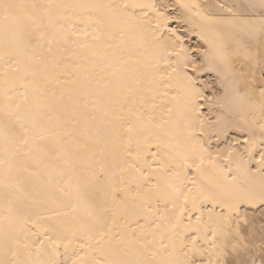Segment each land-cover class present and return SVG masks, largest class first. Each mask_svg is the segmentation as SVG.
<instances>
[{
  "label": "bare ground",
  "instance_id": "obj_1",
  "mask_svg": "<svg viewBox=\"0 0 264 264\" xmlns=\"http://www.w3.org/2000/svg\"><path fill=\"white\" fill-rule=\"evenodd\" d=\"M16 2L45 6L112 5V8L92 10L53 7L51 15L57 25L77 23L78 28L85 25L79 24L77 17L90 14L104 21V31L111 39L108 35L99 42L93 41L91 35L79 39L96 44L97 52L107 54L114 64L125 69V80L119 88L121 96L134 100L135 107H142L152 122L141 134L143 159L147 161L143 167L146 173L153 174L151 182L140 188L138 195L135 184L131 196L118 194L123 203L117 202L115 214L112 211L105 214L104 230L111 227L113 240L105 246L106 254L96 251L99 246L93 240L88 257L138 259L150 264L215 261L213 230L217 231V242L222 243L221 228L229 222L235 228L238 220H244L247 208L264 205L259 200L264 182V98L260 96L264 87L261 79L264 37L259 31L261 10L248 7L258 4V0ZM194 4L199 7L193 8ZM144 5L151 7H142ZM245 22L254 26V35L242 31ZM187 40L194 44H188ZM13 44L14 38L9 35L8 46ZM4 48L5 36L0 26V122L5 120L6 106L14 108L19 102L18 96L11 99L4 96L5 74L9 79L15 77L17 82L26 75L22 65L20 71L13 72L16 65L6 62ZM225 52L233 69L231 74L225 72L221 60ZM78 53L79 58L69 57L55 45L51 55L44 52L49 63L46 95L50 99L53 92L56 97L64 94L65 103L70 104L69 95L80 99L82 87L89 91L94 89L100 71L99 67L93 70L90 61L99 64L100 59L87 49ZM121 61L126 63L121 64ZM103 64L110 72L108 60ZM209 74L215 77L216 86L206 93ZM26 78L32 79L30 75ZM129 88L133 91L129 92ZM97 99L103 103L107 97L93 93L87 99L89 108ZM23 107L19 113L22 117ZM113 126L117 128L114 139L127 137L128 133L119 124ZM157 144L160 150L154 159L152 153L157 151ZM12 148L9 145L10 151ZM133 148L135 150V144ZM4 158V144L0 140V159ZM23 175L26 174L18 173L15 168L12 171V176ZM66 179L67 173L63 177L53 174L51 195H38L26 185L30 195L17 194L20 196L17 199L6 197V192L14 190L5 187V169L0 167V260L7 264H39L48 258L45 253L51 252L54 241L60 243L61 260L65 258L64 245L69 240L72 243L68 254L72 259L76 258L73 253L84 254L85 249H81L77 241L89 244L82 239V233L94 222L85 217L82 210L72 212L67 198L55 191ZM153 184L158 186L153 187ZM51 196H55L59 204L53 203ZM260 212L264 213L259 211V215ZM92 235L97 236L98 232L93 231ZM193 237H197L195 246ZM121 239L123 243H119ZM109 247L116 250L115 255L108 251Z\"/></svg>",
  "mask_w": 264,
  "mask_h": 264
},
{
  "label": "snow or ice",
  "instance_id": "obj_2",
  "mask_svg": "<svg viewBox=\"0 0 264 264\" xmlns=\"http://www.w3.org/2000/svg\"><path fill=\"white\" fill-rule=\"evenodd\" d=\"M53 7L65 10H92L113 6L88 4L45 6L19 3L16 0H0V26L5 36L3 55L6 62L16 65L12 69L13 72L20 71L22 65L26 74L18 82L15 77L9 79L5 74L4 96L7 99L13 96L19 97V102L14 108L11 105L6 106L5 120L0 122V140L3 141L5 154V158L0 159V167L5 169V187L14 190L6 192L5 195L6 197L14 196L17 199L20 198L17 194L29 196L30 192L26 185H30L38 195L45 193L51 195L53 174L63 177L67 173L68 179L64 180L63 185H57L55 191L67 198L72 212L82 210L85 217L94 222L93 225L88 226L87 232L82 233V239L89 241V244L77 241L79 247L85 249L83 255L73 253L76 256L75 259L69 256L68 246L72 243V240H69L68 244L64 245L65 258L61 260L59 258L60 243L54 241L51 252L45 253L48 258L39 264H69V260L71 264H150L149 261L138 259L88 257V248H91L93 240L99 246L96 251H100L101 254H106L105 246H109L113 240L111 227H108L107 231L104 230L105 214L108 211L115 214L117 202L123 203L118 194H123L125 197L131 196L132 185L135 184L138 195L139 189L151 182L153 174L146 173L143 167L147 161L143 159L141 134L152 122L142 107H135L134 100L121 96L119 88L125 80L123 75L125 69L114 64L107 54L97 52L96 44H90L87 39L81 42L79 39L89 35L93 41L97 42L105 35L111 39V35L104 31V21L89 14L76 18L79 24L85 25L84 28H78L77 23H69L67 26L57 25L51 15ZM142 7H151V5ZM192 7L199 6L194 4ZM248 7L261 10L259 31L264 37V0H258V4L252 3ZM93 25L96 27H92ZM242 31H248L250 35H254V26L245 22V28ZM9 35L14 38L12 47L8 46ZM72 36L77 39L71 40ZM54 45L69 57L79 58L78 50L87 49L93 56L100 59L99 64L95 60L90 61L93 70L99 67L100 71L94 89L89 91L82 87L80 99H73L69 95L68 100L72 101L70 104L65 103L64 94L56 97L53 92L51 99L46 95V73L49 63L48 56H45L44 52L51 55ZM105 60H108L110 72L104 67ZM221 60L225 64V72L231 74L233 69L228 62L226 52L222 53ZM124 63L126 61H121V64ZM193 68H196L195 64ZM217 71L220 74L218 69ZM27 75H30L32 79L28 80ZM241 75H244L243 71ZM261 79L264 80V66L261 67ZM244 83L247 84V81ZM20 88L24 91L21 92ZM128 91L133 90L129 88ZM93 93L97 96H106L107 100L103 103L98 99L93 100L89 108L87 99ZM114 95L117 97L115 100H113ZM260 96L264 98V87H261ZM113 104L118 107L112 106ZM22 105L24 106L23 117L19 114ZM114 123L126 130L127 137H120L119 141L114 139L117 135ZM144 143L147 144L148 141L145 140ZM9 145L13 146L11 151ZM94 145L100 147H93ZM156 148L157 151L152 153L154 159L159 154V144ZM148 167L151 168V165L149 164ZM14 168L18 173L26 175L12 176ZM157 186L153 184V187ZM51 199L53 203L59 204L55 196H51ZM259 200L264 204V182L259 192ZM199 219L197 217V220ZM245 223H247L246 219ZM93 231L98 232V235L93 236ZM220 235L223 237L222 243L217 242V231L213 230L212 248L217 250V258L215 261H209V264H257L256 256L247 251L249 245L245 243L246 238L242 235L239 222L235 228L230 222L227 223L221 228ZM196 239L197 237H193L194 246ZM205 239L208 237L206 236ZM119 243H123V240L121 239ZM108 251L113 255L116 254V250L110 247ZM229 256L233 258L228 259ZM0 264H7V261L0 260ZM188 264H195V262L189 261ZM259 264H264V243L259 249Z\"/></svg>",
  "mask_w": 264,
  "mask_h": 264
},
{
  "label": "rangeland",
  "instance_id": "obj_3",
  "mask_svg": "<svg viewBox=\"0 0 264 264\" xmlns=\"http://www.w3.org/2000/svg\"><path fill=\"white\" fill-rule=\"evenodd\" d=\"M187 43L191 44V45L194 44V42L192 40L191 41L187 40ZM207 77H208L207 80H209L210 84L205 89L206 90L205 92L210 93L211 89H215L214 86H216V81H215V77L212 74L207 75ZM211 79H213V80H211ZM212 82H214V83H212ZM258 210L264 212V205H258V206L247 208L245 210L246 213L244 212V220H242V221L238 220V221H239L240 227L242 229V235L246 238L245 243H247L249 245V248L247 251L249 253H251L252 255H255L257 258V261L259 262L260 245L262 243H264V228H262V225H264V213L260 212V215H259ZM262 215H263V217H262ZM245 219L247 220V223H245ZM232 258H233L232 256L228 257V259H232Z\"/></svg>",
  "mask_w": 264,
  "mask_h": 264
}]
</instances>
